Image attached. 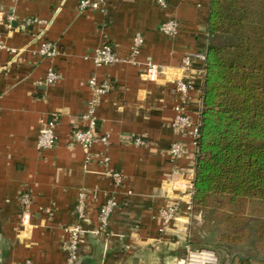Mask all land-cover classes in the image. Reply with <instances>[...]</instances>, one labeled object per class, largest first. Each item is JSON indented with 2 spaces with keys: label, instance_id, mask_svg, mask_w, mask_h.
<instances>
[{
  "label": "crops",
  "instance_id": "1",
  "mask_svg": "<svg viewBox=\"0 0 264 264\" xmlns=\"http://www.w3.org/2000/svg\"><path fill=\"white\" fill-rule=\"evenodd\" d=\"M78 5L79 0H0V264H65L61 242L68 237L65 228L78 221V194L100 190L98 197H89L81 220L91 230L103 192L111 188L106 170L124 176L120 206L109 235L86 234L78 264H176L187 245L195 246L188 241L193 226L185 204L196 145L172 125L174 106L183 102L175 83L183 75L184 56L204 54L210 0H167L166 7L157 0H114L105 12L81 11ZM29 18L40 21L24 29ZM168 19L180 23L176 36L159 29ZM136 33L145 42L133 63L128 58ZM42 40L56 44L54 57L39 54ZM105 43L121 60L95 66L92 54ZM149 63L166 72L147 76ZM203 65L195 58L185 74L192 81L185 103L195 118L201 111ZM50 68L61 76L47 85ZM93 76L109 79L114 88L97 108L98 132L110 143H96L88 157L70 135L92 97L88 79ZM54 113L59 114L57 144L40 150V130ZM139 136L146 144L132 142ZM176 141L183 143V154L174 161L169 150ZM24 190L32 196L26 224L19 204ZM175 200L181 209L166 224L161 211Z\"/></svg>",
  "mask_w": 264,
  "mask_h": 264
},
{
  "label": "trees",
  "instance_id": "2",
  "mask_svg": "<svg viewBox=\"0 0 264 264\" xmlns=\"http://www.w3.org/2000/svg\"><path fill=\"white\" fill-rule=\"evenodd\" d=\"M206 33L193 211L214 197L264 203V0H210ZM254 235L264 242V223Z\"/></svg>",
  "mask_w": 264,
  "mask_h": 264
},
{
  "label": "built area",
  "instance_id": "3",
  "mask_svg": "<svg viewBox=\"0 0 264 264\" xmlns=\"http://www.w3.org/2000/svg\"><path fill=\"white\" fill-rule=\"evenodd\" d=\"M114 0H79V10H97L105 12L110 3ZM157 4L162 7L167 6V0H157ZM8 22L14 20V16H7ZM35 21H40L37 18H29L24 21L23 28ZM179 21L175 19H168L160 24L159 29L168 36H176L179 30ZM145 42L143 34L136 33L133 38L131 46V53L128 61L135 63L136 57L140 54L141 48ZM14 51V50H13ZM58 53V49L55 43L49 40H42L39 48V54L46 58L54 57ZM195 58H201L205 60V54H193L187 53L182 62L183 75L176 79L175 90L183 97V102L178 103L174 106L175 116L172 121V125L182 135L192 138L193 143L196 145L197 138L200 133L199 118L193 117L187 109L185 100L189 97V91L192 88V81L185 75L192 67L193 60ZM92 60L95 66L109 65L121 60L116 54L110 43H105L102 46L95 48L92 54ZM147 76L154 77L166 72V68L158 66L153 63L147 64L146 67ZM60 73L55 68H50L45 77V84L50 85L57 82L60 78ZM88 86L91 90L92 97L88 101V106L85 112L81 115V123L75 126L70 135L72 144H79L88 152L89 156L91 153L89 150L96 144L100 143L108 145L110 139L108 135H104L98 132V117L97 108L104 95L109 93L113 88V82L109 79H103L97 81L96 77H90L88 79ZM59 114L54 113L49 120L46 121L45 125L40 130L38 136L37 146L40 150L53 148L58 141V135L55 130L57 125ZM134 144L144 145L146 140L142 137H136L132 140ZM173 160H177L183 154V143L181 141L174 142L169 150ZM103 162L108 161L107 156L102 157ZM105 175L111 180V188L103 192L104 202L100 205L98 211V222L97 225L91 230H87L82 226L81 220L85 219L86 210L88 205L89 197L96 198L100 193V190H81L79 192L76 202V213L78 221L65 228L68 237L61 242V249L65 254V264H78L79 262V248L83 242L87 233H91L94 236H107L110 233V222L113 212L120 206V199L118 197L120 189L124 182V176L121 172L114 170H106ZM190 190L186 192L189 201L186 202L185 208L191 214L193 209V182L188 183ZM130 193V192H128ZM32 203L31 193L24 190L19 194V204L22 209L21 220L23 224L28 222L30 216V205ZM181 203L175 200L169 203L161 211V217L166 224L171 220L177 218V214L181 209ZM184 257L176 264H219V257L215 250L209 248H193L187 245L185 248ZM22 264H31V260H25ZM164 264V263H157ZM168 264V263H166ZM175 264V263H174Z\"/></svg>",
  "mask_w": 264,
  "mask_h": 264
},
{
  "label": "rangeland",
  "instance_id": "4",
  "mask_svg": "<svg viewBox=\"0 0 264 264\" xmlns=\"http://www.w3.org/2000/svg\"><path fill=\"white\" fill-rule=\"evenodd\" d=\"M195 210V209H194ZM193 248L215 250L219 264H241L239 254L252 256L243 264H264V242L256 241L254 231L264 223V203L245 199L235 205L213 198L207 207L191 211ZM238 230V231H236ZM236 231V233H234Z\"/></svg>",
  "mask_w": 264,
  "mask_h": 264
},
{
  "label": "water",
  "instance_id": "5",
  "mask_svg": "<svg viewBox=\"0 0 264 264\" xmlns=\"http://www.w3.org/2000/svg\"><path fill=\"white\" fill-rule=\"evenodd\" d=\"M239 256H242V255H241V254H239ZM259 259H260V260H263V258H262V257H259Z\"/></svg>",
  "mask_w": 264,
  "mask_h": 264
}]
</instances>
